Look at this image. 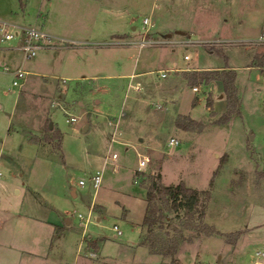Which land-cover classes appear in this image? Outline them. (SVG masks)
<instances>
[{
    "label": "rangeland",
    "instance_id": "374dc122",
    "mask_svg": "<svg viewBox=\"0 0 264 264\" xmlns=\"http://www.w3.org/2000/svg\"><path fill=\"white\" fill-rule=\"evenodd\" d=\"M54 1L0 0V20L20 25L35 24L50 33L60 32L55 16L59 7ZM89 1L87 9L95 15L97 1ZM197 1L119 0V5L134 12L133 23L139 32L144 30L143 16L152 8L158 26L150 25L149 29L155 33L151 37L157 39L160 36L156 33L165 30L161 27L164 24H159L166 20L167 5L176 11L169 15L171 18L173 15L181 18L182 8L189 6L194 9ZM199 1L196 13L202 8V19H207L203 21L206 34L213 32L217 35L212 37L219 36L218 39L227 37V43L213 51L203 45L176 46L172 50L167 45L156 44L138 49L128 44H115L114 37L109 36L105 40L112 43L104 47L106 59L111 64L109 67L78 66L69 57L55 55L56 51L45 53L40 50L34 57L27 58L24 67L33 68L32 64L39 62L51 80L43 77L38 81L28 80L20 87L12 86L11 75L0 68L4 73L0 74V178L8 182V188L0 186V240H7L10 223L7 212L10 209L20 206L23 213L44 217L47 213L42 212L41 206L50 202L59 208L61 216L70 218V223H63L61 238L54 237V244L59 243L58 248L63 249L58 258L65 264L71 263L78 242L87 243L90 252L86 254L84 248L78 249L81 259L88 255L84 257L90 258L89 261H102L94 246L97 241L102 255L108 260L105 264H176V261L170 263L161 255L149 252V245H160L176 236L191 239L201 236L204 234L200 228L203 223L211 225L209 218L222 213L228 217L223 216L225 218H221L220 224L216 218L214 225L232 233L231 237L239 232L235 230L238 224L252 226L264 222V40L249 36L263 24L264 7L258 12L245 9L243 14L237 8L236 14L230 9L232 0ZM236 1L239 3L240 0ZM47 10H50L51 17L46 21ZM224 12L228 14V21L223 24L226 28L221 24L225 23ZM59 13L57 17H61L60 10ZM172 30V37L184 36ZM146 36L149 37L148 34ZM12 41L18 43L15 38L0 44ZM185 53H189L190 59L184 58ZM216 55L235 66L247 61L255 64L237 70L240 86H236L237 103L230 114L228 95L220 82H217L218 90L214 92L209 87V82L218 79L219 74L169 69L175 64L185 66L183 64L193 63L196 59L199 63L211 61L217 64ZM117 61L121 65H112ZM162 67L167 68L164 69L165 77H161V70L157 69ZM150 68L153 70L135 76L130 82L127 73ZM102 71L126 75L92 77ZM53 75L58 76L52 78ZM32 77L35 75H28V79ZM157 80L160 83H156ZM136 81H140L142 89L134 87L139 83ZM180 84L201 87L198 92H192L188 86L181 91L183 86ZM203 94L210 99V106H205L201 98ZM197 96L199 100L196 102ZM214 98L217 99L215 109ZM54 100L58 104H53ZM190 102H195L193 106H197L196 116L200 120L176 114L175 105L180 103L182 107L178 110L183 111ZM70 115H75L77 120L70 121ZM177 119L187 123L190 127L187 130L191 133L180 136L175 132ZM189 119L196 123L189 122ZM117 120L112 139L111 123ZM85 123L87 127L83 130ZM171 136L178 138L177 145L168 144ZM112 152L117 155L114 159L116 167L114 169V163L107 162L101 168L102 180L96 191L104 196L101 203L107 211L96 219L101 213L89 206L94 192L89 177L99 168L103 157ZM139 153L151 156L152 162L136 173ZM150 167H156L158 174L161 172L166 184L182 180L190 187L203 188L198 189L197 210L186 213L182 207L175 208L170 200L159 202L163 216L156 214L155 223L150 228L142 224L140 229L135 223L139 219V203L142 202L137 191L146 190ZM80 178L85 184H79ZM74 185L77 198L71 191ZM14 187H20V192L16 193ZM33 187L37 192L29 191ZM211 193L212 201L208 204ZM90 208L88 234L82 236L83 222L77 213L86 215ZM207 208L208 216L205 217ZM199 210L204 211L203 216H199ZM119 211H128V215L120 216ZM234 214L236 219L232 218ZM113 224L122 230L121 235L114 236ZM20 225L21 222L17 225V233L23 237L24 229ZM255 228L257 230L241 241L245 245L242 251L235 252L222 249L223 243L218 235L204 234L198 249L190 245L182 253L184 257L179 258L180 264H190L191 260V264H252L255 251L264 250V224ZM224 238L226 240L225 234ZM21 243L23 246L26 244L23 239Z\"/></svg>",
    "mask_w": 264,
    "mask_h": 264
},
{
    "label": "crops",
    "instance_id": "0c3cea01",
    "mask_svg": "<svg viewBox=\"0 0 264 264\" xmlns=\"http://www.w3.org/2000/svg\"><path fill=\"white\" fill-rule=\"evenodd\" d=\"M40 1H42L41 3H51L50 2L51 0H40ZM92 1H97L96 2L97 5L95 8L96 10L95 15H94V12L92 14V12L90 10L88 11L87 9L88 5H90L89 0H55L54 2L55 3L57 2L58 7H59L57 8V12L55 16H56V19L59 20L62 24L56 20V24H59L58 28H60L61 31L54 32L51 34L56 38L74 40L77 43L68 44L64 41L55 40L56 44H53L52 46L47 47L45 49H41V52L52 53L56 51L55 55H58L60 58L69 57L72 60V62L78 66L101 65L103 67L105 65L106 67H109L111 64L110 62H108L109 59H106V52H104L105 50L104 47L107 46L108 44H111L112 42L105 40V38L109 36L112 38L114 37L113 40L115 44H128V45L137 47L138 49H141L137 45H135V43L130 42V40L139 39L143 36V32L142 31L139 32L137 25H134L133 23L134 21L133 11H127L123 9L119 5V0H92ZM138 1H141V0H138ZM200 3L201 2L198 0L196 6L193 7L194 9H192L189 6L183 7L182 10L184 11H182L181 13L182 14L181 18L179 17V15H173L174 17L171 18L169 15L171 13L172 14L175 13L176 11L175 9L172 8L173 6L167 5L166 6L167 7L166 20L165 21L161 20L159 24V26L161 24H164L161 27L162 29H165V30H163V33H156L160 36L157 39L164 38V36H166V37H170L171 39L179 42L185 35H196V36H199L200 38H206L207 36L208 38H211L212 36L217 35L213 32H210V34H206L205 22L207 21V19H202V16H201L202 8H199L200 11L196 13L197 8H198L197 6ZM229 5H230V9H233V13H236V14H238V9H239L240 14H243L245 9H249L252 12H258L260 11L262 7H264V0H240L239 3H237L236 0H232L229 2ZM59 10L61 12V17H57L60 14ZM153 11L154 10L150 8V12L149 14H147V16L150 17V20H153V22H151L150 25L158 26L157 21L153 18ZM204 13L205 12L203 11V14ZM218 13L221 14V12H218ZM223 14L225 15L223 18L225 23H221L222 25L226 24L228 21V14L226 12H224ZM255 14L256 13H253V15ZM50 17H51L50 10H47L44 20L47 21ZM10 23H14V22H10ZM194 23H198V24L195 25ZM14 24H17V23H14ZM24 25H29V24H24ZM222 27L226 28L225 25H223ZM142 28L144 29V26ZM172 29H174L175 32L181 35H184V36L172 37V32H173ZM255 29H256L255 32H253V34H249V36H255V37L257 36L258 38L262 34H264V22L263 24H261L259 27ZM240 33L243 35H248V34L242 33L241 31ZM147 34L149 35V37H151L155 33L151 32V29H149V32L146 33V35ZM218 37H212V38H218ZM225 38L227 37H224V39ZM119 39H123V40H119ZM3 41H6V40H2V34L0 32V42H3ZM240 42H245V41H240ZM162 45H167L171 47L172 50L176 46H182L180 44H174V45L162 44ZM185 54H187L189 58V53H185ZM188 58H185V59H188ZM215 58L218 60L217 64H213V62L211 61H208V63H203V62L199 63L196 59L195 61H193V63L183 64L185 66H177L179 64L177 65L175 64L173 67H169V69H173V71H178V72L188 71V70H194V71L199 72L202 70L228 68V69H233L237 75V70H240V68L244 66H248V65H255L252 62L247 61L241 66H235L234 64L225 62L221 58V56L216 55ZM26 60L27 59L24 58L23 52L19 48V43H15L14 41H12L4 45L0 44V68L4 66L7 67V69H3V70L8 71L9 73L7 74H10L11 78H13L11 71L17 68H23L28 71V74L26 75L23 82H26L28 80H32L31 82H33V80L38 81V79H41L42 77L44 79L51 80V76L50 77L46 76L45 72H43L44 70L41 68L42 64H40L39 62L38 63L35 62L32 64L33 68L24 67V65H26ZM103 60H107V61H103ZM47 61L48 60L46 59V62ZM54 62L55 61L51 63H54ZM146 63H149V62H146ZM112 65H121V63L117 61V64L114 63ZM157 69L161 70L160 73H165V76L167 75L166 72L164 71V69H167V68L162 67V68H157ZM152 70L153 69L151 68L142 69L140 71L134 70V71H130L129 73H127V75L130 77V82L132 83L131 80L135 76H138V75L140 76V74L148 73ZM1 72L2 71H0V74H4ZM31 73L34 74L35 77L28 79V75ZM120 74L126 75L125 73L109 74V72L102 71V72H98V74L96 75H92V77L105 76V78H111V76L115 77V75H120ZM236 75H235L234 83H235V86L238 87L240 85H239ZM56 76L58 75H53L52 78H55ZM165 76H161V77H165ZM218 81L220 82V85L223 88L222 81L220 79H215L213 80V82L212 81L209 82V87L211 88L212 92H214L215 90H218V83H217ZM156 83H160V81L157 80ZM180 85L183 86L181 91L184 89V87L188 86L190 87L192 92H198L200 90L199 88L201 87V86L200 87L198 86V90L195 91L192 89V87L189 84L188 85L180 84ZM141 89H142V86H141ZM239 91H240V88H239ZM177 92H179V90ZM217 92H220V91H217ZM219 96H221V93L219 94ZM201 98H203L204 104L206 106L205 94H203V97ZM198 100H199V97L197 96L196 102ZM216 102H217V99L214 98V101H213L214 109L216 108V104H217ZM194 103L195 102H190L188 108L183 111L178 110L180 109L179 107H182L180 106V103H178L177 105L174 106L176 114L188 115L191 118L200 120L196 116L197 106H193ZM111 125H113L111 136L112 138H114V135L116 133V128L118 125V120L116 123H113V124L111 123ZM174 130L175 132H178L180 136H186L188 133H191L190 130L182 129L176 125H174ZM112 153H115V152H112ZM112 153L110 155L103 157L101 161V165L97 169L104 168L107 162L114 163V159L116 157H112ZM1 154L2 153H0V156ZM96 158L98 157L96 156L95 160ZM115 166H116V163H114V167ZM160 179L162 183L166 184L162 180L161 175H160ZM176 183L178 182H173L172 184H176ZM0 186L3 187V189H6L8 188V182L5 179L0 178ZM187 186H190V185H187ZM33 188L34 189L32 188L29 189V191L37 192V189L35 187ZM194 188L203 189L199 187H194ZM14 190L16 193H18L20 192V187H14ZM71 191H72L73 197L77 198L78 192H77L75 185L71 187ZM96 191L97 189L94 190L93 192V196L90 200L89 206L92 205L94 209L97 208L95 212L101 213L100 215H97L96 219H99L101 218V215H103L107 211L106 210L107 208L105 207L103 203H101V200L104 198V196L97 194ZM137 192L139 193V197L142 198V202L139 203L140 216H139V219H137L135 223L136 225L138 224V226H140V229H141L142 219L145 214V208H146L145 189L143 188L142 191L139 190ZM79 195L82 196L81 193H79ZM107 198L108 197H106V199ZM211 201H212V193H211V198L209 199L208 204H210ZM45 202H49L48 199H45ZM49 203H46L47 206L46 204L41 206L42 212L47 213V216H44V217L37 216L36 214H33V213H27V212L23 213L21 211L20 206L18 207L15 206L13 209H10L7 212L10 218V223L8 224L9 233L7 235L6 241L0 240V264H65V261H63L61 258H58L63 249L62 247H60V249L58 248L59 243L54 244V237L59 236V238H61V236L63 235L62 234V229L64 227L63 223L65 222L70 223V218L64 217L63 215L61 216L59 214V208L55 207L52 203L50 204ZM118 213L120 214V216L126 217L124 215H126L128 211L127 212L124 211L123 213L119 211ZM91 214L92 213L90 212L88 223L91 220ZM226 215L228 217V214ZM226 215H223L222 213V215L218 214L217 217L209 218V220L211 221L210 222L211 225L213 224L212 226L215 227V229H217L220 233H210V234L204 233V234L207 236L218 235L221 238L220 239L221 242L223 243L222 249L225 248L226 250H228L227 252L242 251L245 245L241 241L244 240L246 236H249L251 232L257 230L255 228L256 226L264 224V222L258 223V224L255 223L252 226H245V225L238 224L236 220V223L238 225L235 227V230L239 231L240 233L236 237L234 242H228L224 238V234H226V232L222 230L221 228L215 226L213 222L217 218V222L220 224L221 220L225 218ZM204 216L205 217L208 216V208ZM232 218L236 219L235 214L232 216ZM19 222H21L20 227L24 229L23 237L21 236V234L17 233V225ZM87 226L84 229L82 226L80 235L82 234L83 236V234H88ZM227 233H229V231ZM202 235L193 237L191 241L184 240L180 242L177 246L176 252L173 255H163L159 253H153V254L161 255L163 258H166L167 261H169L170 263H173L176 261V264H180L179 258L182 259V257H184L182 256L183 255L182 253L184 251H187L188 246L195 245L196 249H198V246L201 243L200 241H201ZM91 238H93V236ZM21 239H23V243H26L24 246L21 243ZM97 244L94 243V246L96 248L97 256L99 257V260L101 259L102 261L100 262L89 261L90 258L84 257L88 255H83L81 259V256L78 253V249H80L81 251V249L84 248V252L85 251L87 252L86 254H90V252H89V248L86 247L87 243L81 244L78 242L70 264H81L80 261H82L84 264H105L104 262H108V260L105 259L104 255H102L101 253L102 249H100L99 241H97ZM139 244L145 246L144 244L141 243V241H139ZM254 255L255 256L253 258L252 264H264V250L263 249L256 250ZM162 260L163 259H161V261ZM192 261L193 260L190 261V264L192 263ZM215 264H218V263H215Z\"/></svg>",
    "mask_w": 264,
    "mask_h": 264
},
{
    "label": "built area",
    "instance_id": "2783aa9c",
    "mask_svg": "<svg viewBox=\"0 0 264 264\" xmlns=\"http://www.w3.org/2000/svg\"><path fill=\"white\" fill-rule=\"evenodd\" d=\"M142 24L144 26L143 30V36L139 39H133L130 40V42L135 43L139 48L149 46V45H156V44H168V45H174V44H180L187 48L190 45H203L205 47L210 48L211 51L215 50V48L219 46H223L227 43L226 39H218V38H193L191 35H185L179 42L176 40L171 39L170 37H164L160 39H154L152 37H147L146 33L149 31V25L151 24L150 17L144 16L142 18ZM0 32L2 34V40H10V39H18L19 48L23 52L24 58H32L34 57L37 52L41 49H45L47 47L52 46L53 44H56V41H64L68 44H75L77 43L74 40H68V39H59L54 37L51 33L47 32L46 30L42 29L39 26H36L35 24H29V25H19L10 23L7 21L0 20ZM264 40V34H262L260 37ZM178 42V43H177ZM185 58H188V55H184ZM2 69H7V67H2ZM12 72V86H18L20 87L23 83L26 75L28 74V71L23 68H17ZM161 76H165V73H160ZM139 81H136V83ZM136 89H141V84L137 83L134 86ZM192 89L197 91L198 86L194 85L192 86ZM53 104H58L57 101H53ZM70 121H76L77 117L75 115H70L69 117ZM113 139V138H112ZM179 143V140L175 136H171L168 139L169 145H177ZM140 156L138 160V168L137 170L142 169L145 165L152 162L151 156H148V154H138ZM112 157H116V153H112ZM116 167V166H115ZM114 167V169H115ZM148 173L157 176V168L156 167H150ZM0 171V176H1ZM102 180V170L96 169L89 177L90 184L94 188V190L98 189L100 186ZM79 184L83 185L85 184L84 179L80 178L78 180ZM91 212V208L89 209L88 213L86 215H83L82 213H77V217L83 222V229L87 226L88 220H89V214ZM112 230L115 232L114 236H118L122 234V230L119 228L117 224H113ZM90 238V236H88Z\"/></svg>",
    "mask_w": 264,
    "mask_h": 264
},
{
    "label": "trees",
    "instance_id": "16d2710c",
    "mask_svg": "<svg viewBox=\"0 0 264 264\" xmlns=\"http://www.w3.org/2000/svg\"><path fill=\"white\" fill-rule=\"evenodd\" d=\"M200 72L214 73L219 74L218 79L223 83V89L227 92L228 98V114L234 112V107H236V86L234 83L235 80V71L233 69L223 68V69H213V70H202ZM206 79V78H205ZM206 105L210 106V99L207 97ZM189 122L196 123L194 119H189ZM176 125L182 129H189L187 123H181L180 119L176 120ZM35 138V137H34ZM138 170H136L137 173ZM215 171L212 173V176L209 180V184L212 185L213 177ZM149 179L148 184L145 190V200L146 208L145 214L142 219V224L147 225L149 228L155 223L156 214L163 216L162 209L159 206V202H168L171 201V204L175 208L182 207L186 213H191L197 210L199 203V190L194 187L187 186L182 180L176 184H164L159 181L160 174L154 176L148 173ZM143 182V181H142ZM208 192V190H206ZM199 216L204 215V211H198ZM201 231H204L205 234L210 233H220L215 227L203 223ZM239 232H236L233 237L232 233H226V240L228 242H234ZM187 240L191 241V238L184 237H171L169 240L164 241L160 245H149V251L151 253H159L163 255H173L176 252L177 246L180 242Z\"/></svg>",
    "mask_w": 264,
    "mask_h": 264
},
{
    "label": "water",
    "instance_id": "95a60500",
    "mask_svg": "<svg viewBox=\"0 0 264 264\" xmlns=\"http://www.w3.org/2000/svg\"><path fill=\"white\" fill-rule=\"evenodd\" d=\"M50 125H51V121H50ZM86 127H87V123H85V124L83 125V130H85ZM141 139H142V138H140V140H141Z\"/></svg>",
    "mask_w": 264,
    "mask_h": 264
}]
</instances>
